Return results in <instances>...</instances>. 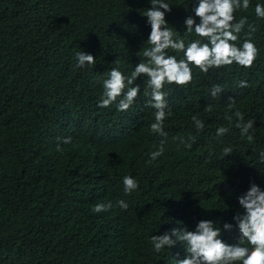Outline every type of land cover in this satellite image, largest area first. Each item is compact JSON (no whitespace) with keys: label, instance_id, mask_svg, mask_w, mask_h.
Listing matches in <instances>:
<instances>
[{"label":"trees","instance_id":"16d2710c","mask_svg":"<svg viewBox=\"0 0 264 264\" xmlns=\"http://www.w3.org/2000/svg\"><path fill=\"white\" fill-rule=\"evenodd\" d=\"M165 2L172 9L168 27L186 45L201 39L186 33L184 24L195 17L198 0ZM257 3L264 0H250L246 11L235 13L256 28L253 66L233 63L203 73L190 65L191 84L163 89L171 115L164 122L167 136H161L150 128L156 110L149 106L146 76L136 79L140 94L128 111L98 106L112 68L130 76L147 60L151 26L143 14L150 0H0V264H178L186 256L183 244L157 253L151 237L195 230L200 220L222 230L233 224L221 239L239 243L233 219L243 212L238 197L253 182L264 190L258 160L264 151V18L255 14ZM248 31L245 25L237 46ZM78 51L92 54L94 67L77 68ZM168 54L184 58L171 49ZM217 84L224 91L213 98ZM236 110L245 121L255 119L251 144L235 126ZM221 126L229 131L217 137ZM66 137L71 143H62ZM162 141L164 154L149 163ZM225 147L233 151L223 157ZM126 175L139 182L130 195L124 193ZM109 201V211H92Z\"/></svg>","mask_w":264,"mask_h":264},{"label":"clouds","instance_id":"9594fccd","mask_svg":"<svg viewBox=\"0 0 264 264\" xmlns=\"http://www.w3.org/2000/svg\"><path fill=\"white\" fill-rule=\"evenodd\" d=\"M152 7L143 14L147 23L151 26V32L147 43L149 48L143 50L146 62H140L126 76L118 68H112L108 76L103 80L104 92L98 106L108 108L116 104L117 110L126 112L135 103L140 94V86L135 81L140 76L148 78L147 85L151 89L149 106L155 111V122L150 125L153 133L167 136L164 131V122L171 115V109L167 103V93L163 91L165 85L175 84L186 87L193 81L192 67H198L201 72L208 73L212 68L231 66L236 63L244 68H251L259 56V49L251 40V35L256 28L248 23L247 17L236 20L235 13L238 10H247L250 7V0H198L194 7L195 17L189 15L185 18L186 33H195L201 39L192 40L186 45L172 28L168 27L166 13L171 12V6L165 0H150ZM163 9V11L161 10ZM255 14L258 18H264V4L257 3ZM247 25L249 31L248 39H245L242 46H237L236 41L239 34ZM206 40L207 42H204ZM183 53L184 58L177 60L176 56L169 55L168 50ZM76 67L83 68L96 64V58L92 54L83 51L75 53ZM240 87H248L246 81H240ZM224 89L221 85H213L210 94L213 98L218 97ZM145 95H149L146 91ZM229 107H235V99L229 97ZM211 111V106L208 107ZM236 124L240 129L241 138H247L251 144L254 141L255 119L245 121L244 114L236 110ZM230 123L232 116L224 117ZM195 127L203 130V120L197 116L192 117ZM229 128L221 126L217 129V137L223 136ZM192 142L195 137L189 138ZM62 143H71V137L63 139ZM181 143L189 149L192 143L181 140ZM58 151H63L57 145ZM163 141L157 151L150 154L149 163L155 161L164 154ZM233 148L225 147L223 157L231 154ZM258 160L264 163V151H261ZM124 193L130 195L139 190V182L131 177H123ZM239 204L243 209L242 213L234 215L236 227L239 230V243L228 244L221 239L222 231H232L233 224L224 223L223 230L216 227L212 220H200L195 230H182L174 228L171 232H164L161 235H153L151 242L155 252H161L166 246L173 247L177 242L184 246L186 256L180 259L178 264H264V190L256 183H251L246 193L238 197ZM121 210H127L129 205L124 200L117 201ZM113 208L111 201L98 203L92 211L101 213ZM175 237V239H173ZM247 241L248 246L245 245Z\"/></svg>","mask_w":264,"mask_h":264}]
</instances>
